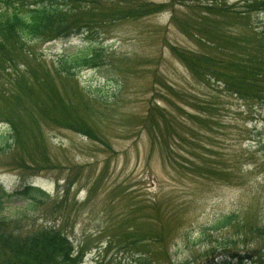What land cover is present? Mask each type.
Instances as JSON below:
<instances>
[{"label":"rangeland","instance_id":"1","mask_svg":"<svg viewBox=\"0 0 264 264\" xmlns=\"http://www.w3.org/2000/svg\"><path fill=\"white\" fill-rule=\"evenodd\" d=\"M132 1L77 5L74 14L90 24L89 33L23 42L11 67H0V92L5 90L0 94V135H8L5 119L11 113L24 137L0 151L5 208L25 206L29 198L16 194L25 183L45 190L49 197L32 219L60 228L80 264H130L134 252L124 242L134 230L159 234L168 261L164 247L154 257L162 264L202 263L212 256L210 248L217 254L223 247L232 252L228 259L233 264L239 256L264 259V145H256L264 141V107L197 81L170 51V45L196 49L193 33H183L180 24L202 11L197 3L207 6L210 0H173L154 15L117 18ZM212 19L210 27L205 24L209 34L243 30L242 20ZM252 21L256 23L254 15ZM93 49L100 54L97 67L83 69L71 80L55 71L58 55ZM9 78L12 85L7 86ZM11 89L16 94L7 103L3 95ZM35 97L51 109V116L58 114L57 106L71 119L85 118L108 146L49 120L32 107ZM192 97L218 99L210 128L187 117L195 111L188 104ZM150 105L163 109L174 126H163L165 136L155 138L153 149L145 129L151 122L144 120ZM72 106L75 111H69ZM158 143L170 144L179 165ZM194 143L198 153L191 156L186 145ZM225 215H233L232 224L213 229Z\"/></svg>","mask_w":264,"mask_h":264},{"label":"trees","instance_id":"2","mask_svg":"<svg viewBox=\"0 0 264 264\" xmlns=\"http://www.w3.org/2000/svg\"><path fill=\"white\" fill-rule=\"evenodd\" d=\"M215 1L210 0L207 6L200 3L195 5L202 8V11L190 21L195 31H189L191 27L187 25L190 22L180 24L183 33H193L196 49L170 45V51L197 81L206 85H215L229 98L257 103L264 107V19L261 20L259 16L260 13L264 15V0H237L233 4H228V0H224L223 4H216ZM82 3L93 6L97 4V0H0V67L4 63L11 67L17 58L16 51L23 42L51 41L72 33H89L90 24L74 14L75 6ZM172 3L173 0L168 4L135 0L128 3L124 10L119 11L117 18L138 19L154 15L164 11ZM218 15L236 21L242 20L243 30L240 32L231 30L225 33L214 30L209 34L210 30L208 27L205 28V24L208 21L206 25L210 27L212 18ZM253 15L256 19L255 24L252 21ZM174 19L175 15H171L170 20ZM99 57L97 49L74 55L61 54L56 58L55 71L71 80L81 70L97 67ZM18 78H22L21 75H17ZM11 80L13 79L9 78L5 85H12ZM22 88L29 92L30 87L27 82H23ZM3 91L5 90L1 92ZM15 94L11 89L3 96L9 103L12 99L10 97ZM35 100L37 102L34 101L32 107L47 116L49 120L55 118L60 124L79 130L85 136L98 139L101 144L108 146L102 135L97 138L85 118L71 119L70 114L63 112L57 106L53 108L58 114L51 116L49 114L51 109H48L40 99L35 97ZM97 100L106 102L103 96L97 95ZM217 100L214 97L209 99L192 97L188 104L195 111L187 113V117L192 118L200 126L209 127L215 120L214 114L218 112ZM70 110L75 111V108L69 107ZM167 116L163 109L155 105H150L146 109L144 120L151 123L145 129L150 138L151 149L157 143L155 138H164L163 126L167 125L170 128L171 125L174 128L173 122ZM5 121L9 124L8 135H0V151L4 145L8 148L12 144H20L24 138L21 136L23 134L21 126L11 113L7 115ZM256 133V136L262 134V132ZM173 134L180 140L184 138L180 133L173 132ZM263 142V139L258 140L256 145L262 147ZM186 146L194 152L193 154L189 152L191 156L198 153L196 150L198 146L195 143ZM158 147H164L171 155V161L179 165L170 144L158 143ZM252 154L250 153V156ZM16 194L28 197V202L21 208L8 211L4 206V189L0 184V264H80L81 257L77 255L71 240L60 228L37 224L32 219L31 215L49 197L48 193L39 186L25 183ZM232 222L233 215L221 216L213 229L225 228ZM125 238V246L134 252L130 264H162L154 257L155 250L160 247H164L165 250L161 251L168 261L166 247L162 244L163 239L159 234L154 233V230L147 233H137L134 230L127 232ZM215 251L216 249L210 248L209 253H213L212 256L202 263L192 260L175 264H233L232 260L228 259L233 255L230 249L223 247L217 254ZM163 264L167 263L163 262ZM168 264L174 263L169 261ZM236 264H264V259L248 260L247 257L239 256Z\"/></svg>","mask_w":264,"mask_h":264}]
</instances>
